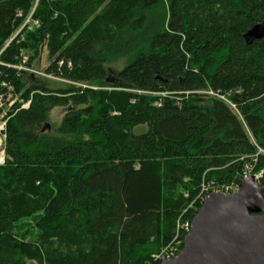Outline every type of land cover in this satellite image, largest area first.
I'll return each instance as SVG.
<instances>
[{
	"label": "trees",
	"instance_id": "1",
	"mask_svg": "<svg viewBox=\"0 0 264 264\" xmlns=\"http://www.w3.org/2000/svg\"><path fill=\"white\" fill-rule=\"evenodd\" d=\"M34 3L0 0V92L30 101L7 116L0 264H160L167 197L240 185L246 169L264 194V40H244L264 0H39L25 25ZM44 52L67 88L18 69Z\"/></svg>",
	"mask_w": 264,
	"mask_h": 264
},
{
	"label": "water",
	"instance_id": "2",
	"mask_svg": "<svg viewBox=\"0 0 264 264\" xmlns=\"http://www.w3.org/2000/svg\"><path fill=\"white\" fill-rule=\"evenodd\" d=\"M247 45L264 40V21L245 35ZM107 83H113L111 76ZM51 129L49 123L42 132ZM160 264H264V194L254 176L231 195L211 193L191 222L184 247Z\"/></svg>",
	"mask_w": 264,
	"mask_h": 264
},
{
	"label": "rangeland",
	"instance_id": "3",
	"mask_svg": "<svg viewBox=\"0 0 264 264\" xmlns=\"http://www.w3.org/2000/svg\"><path fill=\"white\" fill-rule=\"evenodd\" d=\"M34 5H36V2L34 3ZM36 66L38 68L37 70L34 69V72H33V69L30 70V73L35 75V78H34L35 81H43L44 82L46 80V83L51 88H55V89L57 87L67 88V85H70L69 82L58 79V78L54 77L53 75H46L45 74V71L49 66V60H48L47 52L43 53L41 59L38 60V63L36 64ZM122 68H123V64H121V63L117 64L116 68H112V71H111V73H109V76H111L112 78H115L117 71L121 70ZM42 79H44V80H42ZM75 86L80 87V88L85 87L84 84H75ZM93 88L97 89V87H93ZM104 89L108 90L110 88H104ZM133 92H135L136 94H148L151 96L164 95L162 93H152V92H143V91H133ZM198 94L202 95V96H208V97H214V98L216 97L211 93V90H208V89L201 91ZM27 103H29V102H26V104ZM26 104H24L22 109L25 110L30 105L29 104L27 106ZM156 104L159 105L160 103H156ZM66 110H67V108H56L50 113V119H49L48 123L52 127V130L56 129L58 126L61 125L62 120L66 115ZM1 121L2 120H1V116H0V122ZM6 129H7V127H5V132H3V135L6 134ZM4 140L6 141V139H4ZM4 144H5V142H4ZM261 153H263V152H261ZM257 183L259 184L258 181H257ZM219 187H222V186L213 185L212 183L207 182L201 186L199 193L194 198H191V196L188 192H184V194L181 193L184 198L180 201L177 200V202H172V198H175V197H167V200L164 202L163 211L165 213H168L166 211H168L169 209H171L174 206L177 207L174 209V213L177 214V219H176V224H175L176 235L173 239H171L165 245L160 247V249L158 251H156L152 254V259L154 261H157L160 263V260L158 259V257H160L161 255H164L167 257L172 253H178V252L182 251V249L184 247L185 236H186L187 232L190 231V224L192 222L191 217L194 214L198 213L197 211H199L198 210L199 205H202L203 201H204L203 196L207 192L214 190V189H218ZM168 195L169 196H173V195L176 196L175 194H168ZM149 248H151V250H154L155 246L151 245V246H149ZM27 264H37V263H35L33 261H29Z\"/></svg>",
	"mask_w": 264,
	"mask_h": 264
},
{
	"label": "built area",
	"instance_id": "4",
	"mask_svg": "<svg viewBox=\"0 0 264 264\" xmlns=\"http://www.w3.org/2000/svg\"><path fill=\"white\" fill-rule=\"evenodd\" d=\"M35 2H36V5H34L31 13L29 14V16H28V18H27V20L25 22V25H27L30 22H33L35 24L37 23V21H33L32 20L33 13L36 10V7H37V5L39 3V0H35ZM21 15H22V13H19V16H21ZM27 60H28V57L25 56L24 59H23V62H26ZM18 69L24 70V71H28V72H30V70H31L29 68H25L24 66H20V67H18ZM33 72H34V70H33ZM1 86L4 88V90L2 92H0V111H1V115L0 116H1V120H2L0 122V166H3L6 163V150H5V144H4V142H5L4 139H6V134L3 135V132H5V127L7 125L8 119H9L7 117L8 113L11 110V108H14L16 105H19L20 109H22V107L26 103H23V101L21 99H19V96L14 93L13 88L10 85H8L6 82H2ZM211 93L214 96H216L217 98L225 101L226 103H228L229 105H231L235 109V106L232 105L225 96L219 95L217 93H214L213 91H211ZM29 104H30V101L26 105L28 106ZM29 106L26 109H28ZM250 172H251L250 169H246V171L244 172V179H247L250 176H254L256 181H258V182L260 181V178L262 179L263 172H261V173H259L257 175H251ZM239 186L240 185H223L222 187H219L218 189H214V190H211V191L207 192L203 196V199H205L211 193H215V192H220V193H223L225 195H231V194H233V193H235V192H237L239 190ZM190 230H191V224H190ZM189 233H190V231L187 232V234H189ZM180 252L172 253V254H170L167 257L164 256V255H161L160 257H158V259L160 261L162 260V258L174 259V258H176L178 256V254Z\"/></svg>",
	"mask_w": 264,
	"mask_h": 264
}]
</instances>
